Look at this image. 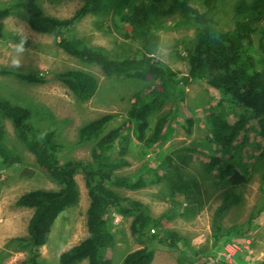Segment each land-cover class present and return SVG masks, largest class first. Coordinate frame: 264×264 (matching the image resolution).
<instances>
[{
    "label": "rangeland",
    "instance_id": "374dc122",
    "mask_svg": "<svg viewBox=\"0 0 264 264\" xmlns=\"http://www.w3.org/2000/svg\"><path fill=\"white\" fill-rule=\"evenodd\" d=\"M10 0H0V5ZM43 13L56 17H68L82 0H36ZM234 0H217L214 20L221 29L231 25ZM191 4V3H190ZM193 4V3H192ZM103 13H89L76 22L70 30L79 35L84 43L101 48L109 57L133 54L137 43L124 37L126 26H113ZM186 16L175 15L152 26L158 36L154 56L169 66L176 77L186 74V54L192 51L195 27ZM255 37V36H254ZM20 49L19 51L17 49ZM19 60V66L14 61ZM78 68L92 74L97 80L95 93L85 101L76 100L71 92L50 75L52 72ZM7 69L8 72L2 71ZM39 73L46 77L42 83L28 82L15 75ZM158 85L157 79H138L131 75H104L94 65L82 62L62 51L48 34L36 33L29 29L24 13L14 12L0 19V97L29 109V119L36 127L49 129L64 148L57 154L60 162L66 159H88L94 138L85 142L77 141V128L83 123L104 114L111 119L105 123L99 135L125 121V111L130 96L138 90ZM183 91L181 100L174 101L170 95L164 99L158 112L149 117L152 124L157 115L172 110L166 136L156 144L145 148L131 139L127 159L129 164L120 168L119 174L132 176L138 170H146L145 185L137 189L113 187L123 196L134 198L145 204L152 216L171 210L160 219V227L150 229L156 232L154 238L139 242L130 234V217H122L113 208L107 211L109 230L113 234V245L106 249L104 257L108 264H120L128 251L147 245L153 251L150 264H185L187 257L195 258L190 264H258L253 251V231L264 227V210L254 215L250 225L242 233L215 239V227L227 228L230 224H241L257 207L260 196L259 181L262 170L261 149L264 144L263 117L244 122L236 131L234 142L244 140L240 152L249 164V178L242 185L229 186L218 180L208 170L206 154L226 156L224 147L208 140V126L205 116L210 106L218 100L215 89L200 81L192 80L180 84ZM238 110L227 107L224 117L234 123ZM186 119L191 124L186 130ZM4 141L20 156L17 164L0 166V264H26L25 251H4L9 238L24 236L31 209L18 206L16 200L25 191L41 188L56 189L57 183L35 161L24 143L17 137L11 122L3 118ZM126 126V125H125ZM169 155L175 168L163 171L162 159ZM261 158V159H260ZM165 166V165H164ZM153 171L158 174L157 180ZM77 200L58 213L53 221L47 241L38 248L41 264H59L60 252L77 243L86 235L85 211L88 197L80 172L74 174ZM234 191L241 197L217 216L225 194ZM173 234L170 239V235ZM248 240V242H246ZM235 243L238 249L225 259L224 246ZM78 264H85L84 261Z\"/></svg>",
    "mask_w": 264,
    "mask_h": 264
},
{
    "label": "trees",
    "instance_id": "16d2710c",
    "mask_svg": "<svg viewBox=\"0 0 264 264\" xmlns=\"http://www.w3.org/2000/svg\"><path fill=\"white\" fill-rule=\"evenodd\" d=\"M217 0H82V4L68 17H56L43 13L36 0H10L0 5V19L11 13H24L30 30L48 34L66 54L89 64L96 65L107 76L127 74L138 79H157L158 85L135 91L125 111V121L102 135L99 132L111 119L110 114L88 120L77 128V141L85 142L94 138L89 158L66 159L60 162L58 152L64 146L54 138L49 129H41L30 122L29 109L13 104L0 97V166L9 167L20 161V156L4 141L3 118L10 120L17 137L33 153L36 163L57 183L56 189L35 188L23 192L16 200L18 206L31 209L24 236L9 238L4 251H25L26 264H41L38 248L48 238L56 216L77 200L74 174L83 175L88 197L85 211L86 235L77 243L60 252L59 264H108L104 257L106 249L113 245V234L109 230L107 211L113 208L122 217H130V234L137 241L154 238L156 232L150 229L160 227V219L171 210L152 216L145 204L137 199L123 196L113 187L137 189L148 180L147 171L138 170L132 176L119 174L117 170L129 164L127 153L131 139L149 148L163 140L173 111L166 110L157 115L154 122L149 117L163 106L170 95L174 101L181 100L183 91L180 84L192 80L215 89L219 95L205 116L208 126V140L219 142L226 156L206 154L208 170L218 180L229 186L245 183L249 178V164L240 152L244 140L234 142L236 131L253 118H264V0H234L231 25L221 29L214 20ZM191 3V4H190ZM193 3V4H192ZM103 13L113 26H126L124 37L137 43L133 54L109 57L96 46L84 43L79 35L70 30L82 16L89 13ZM175 15L191 19L195 27L192 51L186 54V74L176 77L172 69L154 56L158 36L152 26ZM104 16V17H106ZM255 36V37H254ZM8 72L7 69L2 70ZM16 76L28 82L42 83L45 75L20 73ZM54 80L63 84L76 100L85 101L96 91L97 80L87 71L68 68L52 72ZM238 111L237 121H226L225 109ZM191 119H186V130ZM126 125V126H125ZM264 131V122L262 124ZM189 131V130H187ZM262 170L260 174V196L257 207L241 224H230L227 228L215 227V239L242 233L250 225L251 218L264 210V144L261 149ZM163 171L175 168L173 159L167 154L162 159ZM165 165V166H164ZM152 180L159 178L154 171ZM145 176L147 177L144 180ZM241 197L234 191L225 194L216 210L217 216L227 208L239 204ZM174 236L170 235V239ZM153 251L146 244L128 251L120 264H150ZM195 258L187 257L185 264ZM220 264H226L221 261ZM258 264H264V258Z\"/></svg>",
    "mask_w": 264,
    "mask_h": 264
},
{
    "label": "crops",
    "instance_id": "0c3cea01",
    "mask_svg": "<svg viewBox=\"0 0 264 264\" xmlns=\"http://www.w3.org/2000/svg\"><path fill=\"white\" fill-rule=\"evenodd\" d=\"M251 243L253 246L255 257L257 259H260V257H264V227L253 231Z\"/></svg>",
    "mask_w": 264,
    "mask_h": 264
},
{
    "label": "built area",
    "instance_id": "2783aa9c",
    "mask_svg": "<svg viewBox=\"0 0 264 264\" xmlns=\"http://www.w3.org/2000/svg\"><path fill=\"white\" fill-rule=\"evenodd\" d=\"M246 242H248V240H246ZM238 249V245L235 243H227L224 246V250H225V259H227L228 257H230L231 255L234 254V252Z\"/></svg>",
    "mask_w": 264,
    "mask_h": 264
},
{
    "label": "clouds",
    "instance_id": "9594fccd",
    "mask_svg": "<svg viewBox=\"0 0 264 264\" xmlns=\"http://www.w3.org/2000/svg\"><path fill=\"white\" fill-rule=\"evenodd\" d=\"M17 50L19 51L20 49L18 48ZM14 64L18 67L19 66V60L14 61Z\"/></svg>",
    "mask_w": 264,
    "mask_h": 264
}]
</instances>
